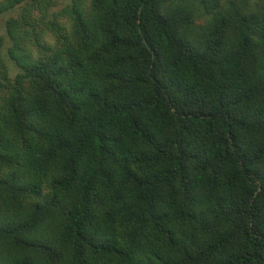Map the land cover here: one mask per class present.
<instances>
[{
    "label": "trees",
    "instance_id": "trees-1",
    "mask_svg": "<svg viewBox=\"0 0 264 264\" xmlns=\"http://www.w3.org/2000/svg\"><path fill=\"white\" fill-rule=\"evenodd\" d=\"M55 1L0 0V264H264V0Z\"/></svg>",
    "mask_w": 264,
    "mask_h": 264
},
{
    "label": "rangeland",
    "instance_id": "rangeland-1",
    "mask_svg": "<svg viewBox=\"0 0 264 264\" xmlns=\"http://www.w3.org/2000/svg\"><path fill=\"white\" fill-rule=\"evenodd\" d=\"M67 3H69V0H56L53 8L51 9V14L55 12L56 10L62 9ZM8 18H9V15H6L0 19V35L5 34L6 21ZM49 18H51V16Z\"/></svg>",
    "mask_w": 264,
    "mask_h": 264
}]
</instances>
